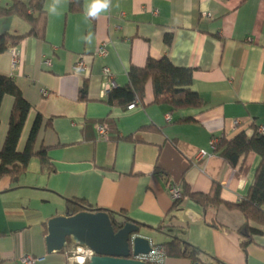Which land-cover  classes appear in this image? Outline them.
<instances>
[{
  "label": "crops",
  "instance_id": "0c3cea01",
  "mask_svg": "<svg viewBox=\"0 0 264 264\" xmlns=\"http://www.w3.org/2000/svg\"><path fill=\"white\" fill-rule=\"evenodd\" d=\"M14 1L0 0V12ZM44 5L42 39L27 36L30 26L18 14L0 15V35L25 36L0 54V75L14 81L30 108L17 150L40 118L33 148H44L52 167L44 172L33 158L16 185L0 181V264H23L24 257L34 264H77L73 241L53 252L45 242L47 222L66 217L72 202L137 223L151 246L177 238L221 264H264V229L246 242L242 213L226 205L247 196L260 158L248 153L232 167L211 145L240 132L251 138L253 128L264 127V0H112L107 12L87 22L84 0L74 11L69 3L58 17ZM89 34L91 43L83 39ZM162 57L191 70L190 89L203 109L172 112L154 104L150 83L133 109L108 104L104 68L122 88L132 67ZM80 60L85 71L74 72ZM13 104L4 96L0 150ZM98 125L106 127V138L98 136ZM169 186L183 196L177 208ZM194 196L223 202L203 205ZM165 264L192 263L167 256Z\"/></svg>",
  "mask_w": 264,
  "mask_h": 264
},
{
  "label": "trees",
  "instance_id": "16d2710c",
  "mask_svg": "<svg viewBox=\"0 0 264 264\" xmlns=\"http://www.w3.org/2000/svg\"><path fill=\"white\" fill-rule=\"evenodd\" d=\"M44 1L30 0L27 5H24L15 0L11 10L2 11L0 15L18 14L30 26V32L27 36L42 39L45 30ZM79 5L80 0H73L70 3V10H76ZM34 14H37V17ZM24 37L1 34L0 54L17 46ZM148 83L152 87L153 103L169 106L172 112L186 109H203L205 107V102L190 89L192 85L191 70L173 66L166 57L158 60L148 59L142 68L132 67L128 73V84L122 88L115 87L112 89L107 95V102L110 105L115 104L125 108L135 100L141 104ZM6 95L13 97L14 104L11 110L8 132L0 150V181L9 178L11 183L16 185L19 178L26 173L29 162L33 158L39 159L44 172L50 171L52 167L49 165L46 150L41 148L38 152H34L33 148L40 118H36L34 121L26 147L21 152L17 150L22 128L30 108L23 100L21 92L14 81L9 77L0 75V106ZM85 97L86 87L84 86L80 91V98L85 99ZM253 132L251 138H248L244 132H240L231 139L226 137L218 139L212 150L213 154L226 160L230 166L237 168L241 166L242 159L248 153H255L260 158L254 183L250 187L247 196L237 204H226L229 208H237L242 213L244 224L240 229V234L246 239V242L251 241L253 235L261 234L260 229H264V137L259 128H253ZM194 197H197V201H203V205L207 202L210 205L220 206L223 202L218 196L214 198H208L207 196ZM182 199L183 196L174 201L173 208H177ZM71 205L73 206L66 209V217L73 216L85 209L104 211L85 206L82 202H72ZM105 212L110 215L115 224L119 222L115 217V213ZM154 247L162 248L166 257L188 258L192 264H221L181 239L174 238L168 243Z\"/></svg>",
  "mask_w": 264,
  "mask_h": 264
},
{
  "label": "water",
  "instance_id": "95a60500",
  "mask_svg": "<svg viewBox=\"0 0 264 264\" xmlns=\"http://www.w3.org/2000/svg\"><path fill=\"white\" fill-rule=\"evenodd\" d=\"M140 233L141 226L135 222L123 219L115 224L107 212L85 209L50 219L45 242L48 252L63 250L68 240L91 250L94 255L86 264H145L137 258L153 246Z\"/></svg>",
  "mask_w": 264,
  "mask_h": 264
},
{
  "label": "built area",
  "instance_id": "2783aa9c",
  "mask_svg": "<svg viewBox=\"0 0 264 264\" xmlns=\"http://www.w3.org/2000/svg\"><path fill=\"white\" fill-rule=\"evenodd\" d=\"M105 47L102 46L100 49H99V52H98V55L99 56H103L105 54ZM85 71V64L82 60H80L75 66H74V72H84ZM102 76H103V85H102V93L104 95H108L110 93V91L112 89L115 88V84L112 80V76H111V73L109 71L108 68H104L103 71H102ZM43 96H47L48 93L46 91L42 92ZM139 102L137 100H135L133 103L129 104L127 106V109H133L136 105H138ZM261 132H263L264 130V127H261L259 129ZM96 132L98 134V136L100 138H106V135H107V129L105 126H96ZM218 140L217 139H212V147L214 148L215 145L217 144ZM169 192H170V195H171V198H172V201H176V200H179L181 198V194L179 192V189L174 187V186H169ZM153 252H163V249L162 248H159V247H152V250L147 254V255H141L139 256L137 259L141 262H144L145 264H152V261H151V254ZM72 257H73V260L77 263V264H86L88 262V260L94 255V253L85 248V247H80V246H77L72 252ZM22 263L23 264H34V259L33 258H29V257H24L22 258Z\"/></svg>",
  "mask_w": 264,
  "mask_h": 264
},
{
  "label": "clouds",
  "instance_id": "9594fccd",
  "mask_svg": "<svg viewBox=\"0 0 264 264\" xmlns=\"http://www.w3.org/2000/svg\"><path fill=\"white\" fill-rule=\"evenodd\" d=\"M73 0H46L45 10L51 16L62 15V10L66 9L69 3ZM112 5V0H84V19L87 22L89 19L96 18L102 12H107ZM88 43H91V34L83 37ZM152 264H165L166 256L163 252H153L151 254Z\"/></svg>",
  "mask_w": 264,
  "mask_h": 264
}]
</instances>
